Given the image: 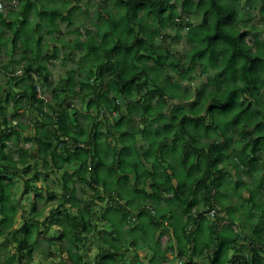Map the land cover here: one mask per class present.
<instances>
[{"label":"clouds","instance_id":"obj_1","mask_svg":"<svg viewBox=\"0 0 264 264\" xmlns=\"http://www.w3.org/2000/svg\"><path fill=\"white\" fill-rule=\"evenodd\" d=\"M182 2L183 0H179L174 17L169 18L167 14L164 15L163 23H158L156 18L148 17L143 12L140 15V23L144 25V31L139 35L147 41L146 48L151 46L154 49L159 45L161 50L167 49V59L159 64L154 60L143 59L138 67L145 69L147 79L153 82V86H159L161 89L174 93L173 95L154 96L149 112H142L145 104L148 103L147 86L143 88L133 86L124 92L122 99L116 101V90L120 88L121 80L115 73L104 76V87L99 89L103 98L99 101L98 112L93 109L85 112L84 96L93 95L98 84L93 83L89 90L80 85L81 76L91 75L87 69L97 68L104 59L105 46L119 39L120 32L127 27V25L122 26L119 32L115 35L110 34L107 38L100 30L101 26L107 29L106 22L109 20L120 21L121 17L124 20L128 19L125 16L127 9L122 8L117 0H108L106 4L101 0H81L80 11L76 13L78 19L71 27H65L67 22L60 20L43 24L40 33L45 34L47 29H52L58 39H60V34L55 30L63 29L64 35L60 42H67L68 46L60 50L59 58L48 62L46 71L51 73L48 88H45L39 77L34 81H25V83H33L37 89L44 91L46 97L44 104L28 107L25 101H21L19 109L23 115L15 119L11 116L13 111L11 106L4 105V108L0 109V156L6 154L8 157L7 161L0 160V168L9 161L19 164L13 176V186L7 188L11 198L0 201V264H3L8 257H11L10 264H35L36 261L40 264H84L85 261L89 264H97L99 254L110 251L113 246L120 250V256L115 264H157L162 257L173 259L166 247H157L155 242L158 229L152 217L155 216L156 209L163 206V202L137 195L134 188L142 187L151 192L153 189L148 188V185L152 183V179L164 175H172L171 183L175 184L179 178L178 174L182 172L178 153L167 158V167L161 166L165 164V158L159 154H156L154 159H149L142 154L132 156V161L135 162L141 179L137 180L135 176H130L126 183L123 182V177H121L122 182L117 183L115 178L120 175V172L114 171L107 165L100 169L99 173L89 171L87 176L82 177L83 169L79 160L74 165L61 166L60 162L64 156L76 152L81 130L87 134L96 131L93 124L87 120L88 116L100 126V135L104 137V141L99 145L100 151L111 153L121 147L122 128L115 124L118 115L123 114L127 117L123 127L127 128L129 133L134 129H140L141 126L146 129H159L161 127L160 113H163L165 117H170L176 105L187 107L189 100H199L201 89L207 84L209 78L219 79L222 84L224 75L220 72L221 68L231 74L229 78L233 81L232 87L240 89L235 95L242 104L248 105L251 102L253 110H261L259 115L246 117L241 128L251 127L256 120H264V61H253V65L257 66V71L249 74L244 67L247 57H242L240 54L247 52L248 55L254 53L264 55V0H215L216 7H213L212 0H206L202 8L192 7L184 14H181L180 10ZM39 6L48 5L42 0ZM23 7V0H0V20H7L13 12L19 16L23 12ZM205 9H212L208 18L203 17ZM224 9L232 13L228 17V26L224 29L229 35L218 42L214 41L204 57L193 61L187 54L193 48L205 47L204 37L208 33L217 31L216 19L219 15H223L222 10ZM77 25H79L78 30ZM132 26L135 27V23ZM33 27V25H26L23 30V37L28 38L29 48L35 44L32 38ZM86 29H91V31L85 34ZM4 30L3 24H0V31ZM241 32H244L242 37L239 35ZM193 35L201 38L185 46L187 38ZM45 38L47 39V36ZM76 39L81 41L79 47L75 43ZM87 45H96L97 48L95 51H88ZM212 49H216L219 55L209 60L208 53ZM234 51V60L228 61L225 57H232ZM28 58L34 65L37 63L34 52L29 51ZM10 59L12 58L5 57L3 61H0V76L5 75L8 69L14 66L8 63ZM15 59L20 60L19 53ZM110 62H118L117 70L122 76L126 71L137 67L136 62L131 61L123 52L115 54V60ZM190 64L189 70L188 65ZM15 67L21 68L22 64H17ZM66 76L72 77V81L67 84L64 79ZM95 79L93 77L94 81ZM250 79L258 85L256 91L248 88ZM51 87L57 89L65 87L66 91L75 92V96L62 95L53 98L50 96ZM224 91L223 87H220L215 94L221 95ZM68 101L72 102V109L77 111L79 124L71 123L69 117L65 116V120L69 121L66 130L58 124L57 113L63 111L58 106ZM0 104H3L2 96H0ZM117 104L119 105L118 111L113 112L112 109ZM236 111H239V108ZM232 115H235V112L225 114L223 109L217 107H213L211 112H204L208 123L215 121L222 129ZM6 119L8 123H5ZM9 128H15L17 133L11 139H5L3 133ZM226 131L232 133L233 126L230 125ZM25 137L28 139L25 140ZM41 138L53 140L54 154H51V150H40ZM213 138L218 141L224 137L221 134L220 137L214 136ZM235 138L241 139L240 130H235ZM136 139L137 151L143 153L145 138L137 136ZM208 140L207 136L203 138L204 143ZM86 147L91 149L92 145L88 144ZM241 147L242 142L234 145L236 150ZM229 151L233 149L230 148ZM101 158L107 161L109 156L102 155ZM37 160H45L50 166H38ZM25 163H31L32 171H39L40 178H33L32 172H25L23 170ZM74 167L80 171H74ZM85 167L90 170L92 165L87 164ZM228 167L235 172L231 163ZM149 171L153 173V176L146 178ZM45 172H48L47 180L43 178ZM9 174L12 175L11 172ZM97 177H99V182ZM69 178L70 183L66 185ZM243 178L249 182L250 190L256 187L257 182L250 176ZM232 182L234 181H229V183ZM28 185L31 187L21 196V192ZM49 190L57 194V199L48 202L45 207V198ZM37 191L43 193V197H36L34 194ZM213 191L215 192L216 189ZM167 195L172 197L171 207L174 215L162 226L169 229L170 235L173 228L177 229L178 235L175 237L177 250L183 247L185 251L184 257L178 259L177 264H183L184 259H190L194 264H209V262L214 264L215 249L210 245L218 237L208 231L207 226L203 233H197L195 224L189 222V214L185 212L173 193L168 192ZM97 196L102 199L97 200ZM69 197L72 199L71 204L68 203ZM196 198L200 200L201 195L198 193ZM261 199H264V192L261 193ZM34 201L38 203V209L35 212L32 210ZM212 203L214 204L212 213H208L207 216L212 217L213 213L217 217L223 215L222 212L217 211L221 208V204L214 199ZM58 204L72 215H61L59 222H53L54 218L50 216V209ZM140 207H145L147 212L138 219L136 212ZM246 211V206L240 210V218L245 222H247V216L244 215ZM194 212L195 210L192 215ZM5 219L10 221L7 226L3 223ZM109 222L116 231L112 234L100 231L106 228ZM25 223L31 229L30 231L23 227ZM132 223L138 225V230L129 231ZM85 224H87V230H85ZM234 227L238 236L237 241L233 242L234 248L238 249L246 259L251 260L252 254L246 250L255 247L258 264H264V252L260 251L264 248V237L256 240L255 237L249 236L245 239L244 235H240V226ZM189 231L192 233L189 237L192 241L191 245L185 241V235ZM249 231L247 226L243 228L245 234ZM61 233H64L63 238H59ZM137 237L147 242V247L139 253L135 249L123 247L126 241ZM248 240L256 242L249 244ZM189 248L196 254L193 255ZM154 254L155 261L153 260ZM228 255L231 257L232 252Z\"/></svg>","mask_w":264,"mask_h":264},{"label":"trees","instance_id":"obj_2","mask_svg":"<svg viewBox=\"0 0 264 264\" xmlns=\"http://www.w3.org/2000/svg\"><path fill=\"white\" fill-rule=\"evenodd\" d=\"M29 1V0H28ZM30 2V1H29ZM213 7H216L215 0H212ZM184 5H189L190 0H185ZM206 3V0H198L196 3V7L200 8L201 6H204ZM24 9L23 12L17 17L14 13V17L12 22H8L9 20H0V24H3L4 28L11 29V38H1L0 37V45L5 46L4 49L6 50V47L8 43L12 45V47L17 48L16 42L19 40L20 36H23V30L24 25L26 23V12L29 10L30 6L34 7L41 4V0H34L33 3H26L23 2ZM122 5V8L127 9L125 12V16L128 17L127 20H124L123 17H121L120 22H123V25L119 26L118 29L110 28L107 30L108 32L103 35L104 37H109V35H115L116 32L120 31V28L124 25H127L125 27L123 32H120L119 39H117L115 42L110 43L105 46V52H104V59L101 63L98 64L97 68L93 70L91 67L88 68V72L91 73V76H94L96 80H100L103 77V74H110L115 73L117 77H120L121 85L120 88L116 90V95L123 96L125 91H128L133 86H139L144 87L149 85L151 82L153 85V82L150 79H147V73L144 68H139V62L143 59H149L154 60L156 63H162L163 59L160 57H153L151 53V48L147 47L145 45V42L142 38H139V33L144 31V26L140 23V19L137 18V12L139 10H145L148 14L152 15V17L157 19L158 23H163V17L167 11L173 10V5L171 4V0H124L120 3ZM35 11V9H34ZM212 11V9H205L204 10V18H208L209 12ZM223 15H219L216 19V32L208 33L204 39L206 40V44L204 48H194L192 53L190 54L191 59L194 61L198 58L204 57L205 52L208 51L209 47L213 44L214 41L218 42L219 40H222L224 37H227L229 34L224 31V29L228 26V17L232 15V13L226 9L222 10ZM41 12H39L40 14ZM52 14V12H50ZM53 14H55V11H53ZM63 19V18H62ZM16 20H19V26L15 28V25L17 23ZM66 20V19H63ZM139 22L137 24V33L133 30V23ZM206 22V20L204 21ZM107 24L110 23L106 22ZM14 29V31H13ZM241 37L244 35V32H241L239 34ZM196 40L200 39L201 37L196 36ZM18 39V40H17ZM24 45H27V42L25 40L22 41ZM76 45L79 47L81 44L80 40H75ZM39 41H35V45H38ZM225 44H227V41H225ZM28 46V45H27ZM94 45H87L88 51H95ZM55 52L57 49H54ZM142 51V53H140ZM236 51H240L239 49H236ZM249 52L251 50H248ZM25 52V51H24ZM32 52V51H31ZM35 53V60L37 63L34 65L32 60L26 59L24 60L23 65H25L23 68V72L21 74H17L16 77H12L10 80L16 81L18 79H21L22 77L25 79L31 78L33 74H36L39 78H41L43 84L49 85V73L46 71V62H50L57 56H54L53 53L49 54L48 52H45L44 55L40 56V51L38 48L33 51ZM123 52L125 53L131 61H135L137 67L132 68L130 71H126L124 75L122 76L121 73L117 70L118 68V62H110L115 60V54ZM57 53V52H56ZM242 57H247L246 61L244 62V67L246 71L251 74L252 72L257 71V66L253 65V61H264V55H261L259 53H254L251 55H248L247 52H241L240 53ZM219 55L216 49H212L211 52L208 53V59L212 60L216 58ZM228 61H232L235 58V51L233 52L232 57H225ZM40 59V60H39ZM10 64V63H9ZM188 68L190 70L191 64L188 65ZM10 71V68L7 72ZM220 72L224 75V81H223V89L225 90L221 95H216V92L204 90L205 92H201L200 99L194 100L188 107V110L184 111L182 109L179 110V108H175V111H177L176 115L173 117V124L172 128H175V131L172 132V138L169 139L166 138L167 141L170 143L173 140L178 139L179 140V146L180 148V162L182 165V172L179 175V178L177 179L176 186H173L170 183V180L173 178L172 175H164L161 181H153L151 183V189H153L151 194H144L141 191L140 192L143 196L150 197L151 199H155L158 201H161L163 198L162 193L167 194L169 191L166 189H169L170 192L173 193L176 200L180 202L183 209L186 213H190L191 209L196 207V210L200 207H210L213 208L214 204L212 203L213 199L218 203L217 201V192L221 187V183L223 180V170L222 168L218 167V164L221 162L222 157H224V151L225 146L223 144L224 141L227 143L230 142V136L229 133L226 131L228 128L229 122L230 124L239 125L240 122L244 121L246 117L255 116L258 114V112L251 109V104L243 105L242 102L238 99V96L235 95L240 89L233 88L232 87V80L229 78L230 73L226 72L224 68L220 69ZM214 83H218V79L212 80ZM7 83V81H6ZM95 83L94 81L92 84ZM211 83V82H208ZM92 84L86 85L85 81H80L81 86H86L90 90V86ZM16 85V84H15ZM248 88L252 89L253 91H256L258 88L257 84H254L252 79L248 81ZM26 89L29 90L27 92L26 90H23L21 95L15 94L11 95L10 92H7L4 94L0 93V96H2L3 104H0V109L4 108V105H9L16 107L12 113L11 116L13 119H15L17 116H19V109L17 108L19 99L23 97L28 105V107H31L33 105L39 106L44 104L43 100L39 98V95L37 93V88L34 86V84L29 83V85L26 87ZM154 92L148 91V101L149 99L157 94V95H163V91L160 90L157 86H154ZM218 90V88H217ZM66 92L65 89H61L58 92V97L64 95ZM90 98H87V95H85V103L87 105V109H93L97 110L99 107V101L103 98L102 93L99 91V88L94 91L93 95H88ZM87 101V102H86ZM207 102V103H206ZM59 108L63 109V111L58 112L57 115L59 116V120L57 121L60 127L65 128L67 130V121L65 120V116H68V108L63 107L62 104L58 106ZM213 107H217L219 109H223L225 114H231L235 112V115H232V118L228 120L224 124V128L222 129L220 127L219 123H216L213 121L212 123H208L205 119L204 112H211ZM203 108V111L201 109ZM239 108V111H236V109ZM144 112L147 110V105L145 104L143 110ZM113 112L118 111V107H113ZM179 110V111H178ZM71 116L69 117L70 121H73L74 119ZM76 114L73 116L75 117ZM125 117H121L119 119L118 124H122L125 122ZM69 122V121H68ZM5 123H8L7 119L5 120ZM165 126V125H164ZM253 127V130L257 134V137L251 141L246 147L243 146L242 149L239 151L237 157V162L233 161L232 165L237 167L238 162H241L243 164H246L248 168L250 169L254 163L257 161V152L258 150L264 151V121L256 120L254 124L251 125ZM167 128H170V126H165L164 129L167 133ZM17 130L15 128H9L3 133V136L5 139H11L14 135H16ZM221 134H223V142L220 143H204L203 138L205 136L209 137V140L215 137H220ZM28 137H25V140H27ZM88 144H91L92 147L89 149L86 147ZM53 140L47 139V138H41L39 148L41 151H47L51 150V154H54L55 149L52 147ZM100 142L97 139L96 133L91 135L85 133L84 137L80 140L79 143L76 145V152L74 154H69L63 157L61 163V166L64 165H72L74 162L79 160L81 162V167L83 169L81 175L82 177H85L89 174V171L93 173H99L100 169L106 165V160L102 159V153L99 148ZM6 146V145H5ZM173 150H175V146H172ZM247 148L248 151H247ZM116 150L112 151L113 153ZM176 152V150H175ZM174 151L171 152L172 154H177ZM251 155V156H249ZM162 157L166 158L167 153L161 154ZM85 157H88V159H85ZM0 160H8V157L6 154L0 156ZM166 160V159H165ZM42 161V166H50L49 162L45 160ZM108 164L109 167H112L115 170L119 169V165H114V154L112 156V161ZM166 163V161H165ZM12 165L11 167L9 165ZM91 164L92 167L89 170L88 167H85V165ZM17 163L9 161V163H6L3 165L2 168H0V201H3L5 199H10L11 195L7 191V188H10L13 186V178H10L8 175L9 173L15 171L17 167ZM39 166V164H37ZM114 165V166H113ZM26 166L27 171L30 170V166L28 163L24 164ZM196 169L198 171V175L191 176V170ZM74 171H80L79 169H74ZM245 173L248 172V170H243ZM148 177H152L153 173L149 171ZM34 177H37V174L34 175ZM180 177H183V179L187 180V184L185 182H181ZM126 179V177H125ZM5 181H7V185H5ZM97 181L99 182V177H97ZM70 183V178L68 181H66V185ZM169 185L168 188H166V185ZM187 187V197L192 196L193 199L187 200V198H182L180 196V193L182 194L183 188ZM201 188L203 192L202 196V203L201 204H195V189ZM163 188V190H160ZM213 189H216L215 193H211ZM39 196V195H37ZM168 197V196H163ZM52 198V197H51ZM169 200L164 199L167 202L172 201V197H169ZM101 199V198H100ZM250 202L254 205L253 196L250 197ZM68 203H72L71 197L68 199ZM166 203V202H165ZM167 205V204H166ZM168 207V206H165ZM255 207V206H254ZM144 208H139L138 214L136 216H143V210ZM167 210V209H166ZM213 210V209H212ZM210 210V211H212ZM66 211V210H64ZM168 211V210H167ZM173 211L170 212V215H162L158 217V219L154 216L152 217V220L155 221V226L160 230V235L158 239L156 240L157 247L160 246V242L165 239L167 235V231L164 230L162 226V222L164 219L171 220L173 217ZM64 216H71V214H64ZM198 220L196 217H193L189 214L188 220L191 223H195L198 221V227L196 229L197 233H201L204 227L207 226V230L210 231L213 235H216L218 238L210 245L212 246L215 251L213 252V261L214 264H258V257H257V250L255 247L251 249H247L246 252H251V260H248L245 258V256H242L238 249H235L233 246V242L237 241V233L234 232L230 227L232 225V220L229 219V225L228 227H219L215 222H212L210 224L207 223L205 218H202ZM138 218V217H137ZM197 220V221H196ZM204 222V223H202ZM5 226H7L10 221L8 219H5L3 221ZM109 230H100L102 232H107L109 234H112L116 231L112 227L111 222H109ZM25 229L30 231L31 229L25 223L23 226ZM256 226L254 229V235L251 237H255L256 240H259V232L260 228ZM162 229V230H161ZM85 230H87V224H85ZM138 230V225H132L130 232ZM219 230V231H218ZM157 231V232H158ZM173 236L174 238L178 235V231L176 228H173ZM64 233H61L59 238H63ZM192 233L187 232L185 235V241L187 244L191 245L192 241L189 237H191ZM245 236V234H243ZM37 236H39V233H37ZM249 237V236H248ZM247 236H245V239H248ZM115 238V237H114ZM51 239V238H50ZM138 240H143L139 237L136 239L130 240L128 247H133ZM255 240H248L249 244H254ZM125 245V243H124ZM123 245V246H124ZM189 251L195 255L196 253L189 248ZM261 252H264V248L260 249ZM234 252L231 257H229L228 253ZM178 255L184 257L185 251L183 247H181L178 250ZM99 261L97 264H115V261L120 256V250L119 248L113 246L110 251H106L103 254L99 255ZM155 256V254H154ZM162 259V258H161ZM187 261L186 264H194V262L190 259H185ZM11 257H8L4 260L3 264H10ZM84 264H89L88 261H85ZM209 264H212V262H209Z\"/></svg>","mask_w":264,"mask_h":264},{"label":"rangeland","instance_id":"obj_3","mask_svg":"<svg viewBox=\"0 0 264 264\" xmlns=\"http://www.w3.org/2000/svg\"><path fill=\"white\" fill-rule=\"evenodd\" d=\"M23 1H25V0H23ZM29 1L32 3L34 2V0H29ZM123 1L124 0H117V3L122 7V5L120 3ZM184 1L185 0H183V2ZM197 1L198 0H190L189 5H184L183 2L180 3L181 14H184L185 12H187L192 7L197 8L196 7ZM41 2H42V0H41ZM43 2L48 6L40 7L39 6L40 4H39V5L35 6V8L30 7L29 10H27V12H26V23L24 25V27L26 25H33L34 26L32 38L34 39V41L38 40L39 44L38 45L34 44L33 47L29 48L27 46L28 45V38L20 36V38H18L19 40L17 39L18 41L16 42V44L18 46L17 48L12 47V45L10 43H8L6 50H5L4 49L5 46L0 45V61H3L5 57H11L12 59H10L8 61V63L14 65L12 68H10L9 72H7L5 75L0 76V93L4 94V92L5 93L10 92L9 94H11L13 96V95L18 94V93H19V95H21L22 94L21 92L23 90H26L27 92H29V90L26 89V87L31 82L25 83V81H34L38 77L36 74H33V76H31V78H29V79H25L22 77L21 79H18L16 81V83L14 82V80H10V79H12V77L14 78L17 76V74H19V73L21 74V72H23V69H24L23 67L25 66V65H23V63H24V60L29 59L28 58L29 51L33 52V51H35L36 48H38L40 51V54H39L40 56L44 55L45 52H48L49 54L53 53L54 56H57L56 58H52V59H57V58H59L60 50H62L63 48L68 46L67 42H65V43L60 42V40L63 39V35H64L63 29L58 28L55 30L57 33L60 34V39L57 38V35L53 34L52 29H47L45 34H41L40 29L43 27L44 23H55L57 20L66 21L67 23H66L65 27H71L73 24H76V21L78 19V17L76 16V13H78L80 11L81 0H43ZM101 2L106 4L108 2V0H101ZM178 3H179V0H171V4L173 5V10L170 12L167 11L165 13V14H167V16L169 18H172L175 16ZM202 7L203 6H201L200 8H202ZM34 9H35V11H34ZM53 11H55V14H53ZM39 12H41V13L39 14ZM50 12H52V14H50ZM142 12L146 16L152 17V15L148 14L145 10H139L137 12V18L140 19V15ZM14 17L15 16H14V12H13L10 14V16L8 18V20H9L8 22L9 23L12 22ZM17 17L20 18V16H17ZM203 17H204V12H203ZM62 18L66 19V20H63ZM16 21H17V23L15 25V28H17L19 26L18 25L19 20H16ZM109 21H110V23L107 24L106 30L103 26H101L100 30L103 33V35L105 34V31L107 33L108 32L107 30H109L110 28L118 29L119 26L123 25V22H120V21H111V20H109ZM109 21H107V22H109ZM138 23L139 22H136L135 23L136 26L132 27L136 33L138 30V28H137ZM4 29H5L4 31H0V37L1 38H6V37L11 38L12 37L11 36L12 30L7 29V28H4ZM78 29H79V25H77V30ZM13 31H14V29H13ZM90 31H91V29H86L85 34L90 32ZM46 36H47V39L45 38ZM22 37H23V40H25L27 42V45H24L22 43V41H23ZM139 38H142L144 40L145 45L147 44V41L145 40V38L143 36L140 35ZM194 40H196L195 35L189 36L187 38V40L185 41V46L193 43ZM93 47L96 50L97 46L94 45ZM149 47L151 48L150 51H151L153 57H155V58L160 57L163 59V61L167 59V49L161 50V46H159V45L155 46L154 49L151 46H149ZM55 48L57 49V51H56L57 53L54 50ZM193 50H194V48L191 49L190 53H188L187 55L190 56V54L192 53ZM18 53L20 54V60L15 59V57L17 56ZM140 53H142V51H140ZM17 64H22V67L21 68L15 67V65H17ZM45 66L47 68L48 62H46ZM48 73H49V78H50L51 73L50 72H48ZM105 75L106 74H103V77L99 81L98 80L94 81L93 80L94 76L90 77V76L82 75L80 81H85L86 85L92 84V82L94 81L95 83L98 84V88L102 89L104 87V84H105V81H104ZM64 79H65L66 84L68 82L72 81V77H70V76H66ZM40 80H41V78H40ZM212 80H213V78L208 79L207 84L203 85L201 92H205L204 90L216 92L217 88L223 87V84H221V81L219 79H218V83H215V82L213 83ZM6 81H7V83H6ZM41 82H42V80H41ZM208 82H211V83H208ZM49 83H50V81H49ZM31 84H33V83H31ZM44 86H45V88L49 87V85H47V84H44ZM83 87L87 88L86 86H83ZM157 87L163 91V95H161V96L174 94L170 90L161 89L159 86H157ZM141 88H143V87H141ZM147 88H148L149 92L150 91L154 92V90H155L154 86L152 85L151 82L149 83V85H147ZM61 89L66 90L65 87H61L60 89H57L55 87H51L50 88V96L53 98L58 97V92ZM37 93L39 95V98H41L43 100V103H44V101L46 99V97L44 95V91L41 89H38ZM64 95L75 96V92L66 91ZM154 96H160V95L155 94L149 99L148 103L146 104L147 105L146 112L151 111V108H152L151 101H152ZM85 98L86 97L84 96V108H85V112H87L88 109H87V105L85 103ZM87 98H90V96L87 95ZM122 98H123V96H118V95L115 96L116 101H119ZM19 100L20 101L18 102V105H17L18 109H19V106L21 104V101H25V99L23 97H21ZM194 100H196V99L189 100L187 107H184L181 105H176L175 108H179V110L182 109V110L186 111V110H188L189 105ZM249 103L251 104V102H249ZM62 106L65 108L66 107L68 108V116H71V114H73V115L76 114L75 117L72 115V118L74 120L71 121V123L78 125L79 124V116L77 114V111L72 109V102L68 101L67 103L62 104ZM116 106L119 108L118 104ZM12 108L14 110L16 107L12 106ZM251 109H252V104H251ZM98 110H99V107L96 111L98 112ZM144 111H145V109L144 110L142 109V112H144ZM254 111L258 112L257 115H259L261 110L260 109H254ZM176 113H177V111L174 110V112L172 113V115L170 117H165L163 113H160L161 127L159 129H155V130L146 129L143 126H141L140 129H138V130L134 129L131 133H129L127 128L123 127L124 124L126 123L127 117L123 114L117 116L115 124L118 127L122 128V131L120 133V135H121V147L119 149H115L116 153H113L114 154V165L115 164L119 165V169L115 170V171L120 172V175L116 176V178H115L117 183L122 182L121 177H123L124 183L127 182V179L130 176H135V178L137 180L141 179L140 176L138 175V170H137V167L135 166V162L132 161V156H134V155L142 154V155L148 157L149 159H154L156 157V154H159V156H161V154L167 153V156L165 158L166 163L164 165H161L162 167H167V158L169 156L175 155V154H172L171 152H173V151L175 152V150H176L175 153H178V154L180 153V151H179L180 148L177 147V146H179L178 145L179 144L178 139L173 140L171 143L166 140V138H168V139L170 137L172 138V132L175 131L176 127L174 126V128H172L173 127L172 124H173V117L176 115ZM22 115H23V113H21L20 109H19V116H22ZM121 117H125V119H124L125 122H123L122 124H118L119 123L118 121ZM87 120L89 122H91L93 124V127L96 129V131H93L91 133V135L96 133L97 139L101 144L104 141V137L102 135H100V126L96 122L92 121L90 116L87 117ZM261 121H264V120H261ZM231 122H229L228 127L230 125L233 126L234 131L232 133H229V136H230V142L229 143H227L226 141L223 142L222 139H219L218 141H217V139H214V138L208 140L209 143L223 142V144L226 148L224 151V157H222L221 162L218 164V167L222 168V170H223V180L221 183V187L217 192V201H218V203L221 204V208L217 209V211L222 212L223 215L217 217L215 215V213H213L212 217L207 216L208 213H211L210 210L213 209V208H210L209 206L208 207H206V206L200 207V209L197 210L198 212H194V215L196 216V218L198 220H200L201 216H203L202 218H205V220L207 221L208 224L215 222V224H217L219 227H222V228L228 227L229 222H230L229 219H230V220H232V225H230L231 226L230 228L234 232H236L234 226H240V228H241L240 235L245 234L243 232V228L245 226H247L250 229V231L247 234H245V236H247V237L254 235V233H253L255 230L254 228L256 226H258V224H259V226H260L259 227L260 228L259 236L264 237V199H261V193L264 192V155H262V153H264V151L261 149L258 150V152L256 154L258 159H257L256 163H254L250 169L248 168V166H246L247 163L243 164L241 162H238L237 167L232 165V168L235 169V172H233L231 169H229L228 165L230 163L232 164L233 161L237 162V160H238L237 155H238L239 151L242 149V147L243 146L246 147L249 143H251V141L253 139H255L257 137V133L253 130L252 126L248 127V128H241V125L243 124L244 121L240 122L239 125L230 124ZM67 123H69V122L67 121ZM164 125L170 126V128H167V133H166V130L164 129V127H165ZM235 130H240V136H241L240 140H237L235 138ZM84 135H85V132L83 130H81L80 140L84 137ZM137 136L145 138L144 142H143V149H144L143 153H138V151H137V147H136V145H137L136 137ZM241 142H242V147L239 150H236L234 148V145L240 144ZM172 146H175L176 149L173 150ZM230 148L233 149V151L230 152L229 151ZM248 149L249 148H247V151H248ZM113 154H112V152L111 153H102V155H108L109 156V159L106 161L107 166L109 163L111 165ZM249 156H251V155H249ZM28 164L30 166V170L27 171L26 166H24L23 170L25 172H32L33 178H35L34 177L35 174H37L36 178H40V172L39 171L33 172L32 171L33 165L31 163H28ZM36 164H39V166H42V161L37 160ZM74 164H75V162L72 165H74ZM106 165H104V167ZM18 166H19V164L17 165V167ZM74 169H75V167L73 168V170ZM244 169L248 170V172L245 173L243 171ZM148 173H147V175H148ZM14 174H15V171L12 172V175L9 174L8 176L10 178H13ZM196 175H198V171L196 169L191 170V176L194 177ZM244 176H250L254 181L257 182L256 187L254 189L250 190L249 182L243 178ZM47 177H48V172H45L43 175V178L45 180H47ZM125 177H126V179H125ZM146 178H151V177L147 176ZM162 178H163V176H156L154 179H152V182L158 181V180L161 181ZM180 179H181V182H185L187 184L186 179H183V177H180ZM172 180H173V178L170 180V183ZM230 180H232L234 182L229 183ZM176 184H177V182L175 184H172V185L176 186ZM168 186L169 185L167 184L166 188H168ZM30 187H31V185H28V187H25L23 189V191L21 192V196H23L24 193H26ZM148 188H151L150 185H148ZM135 190H138V191L140 190L144 194L150 193L149 191H147V189H144L142 187L134 188V191ZM160 190H163V188H161ZM166 190L170 192L169 189H166ZM181 192H182V194L180 193V196L182 198H187V200L193 199L192 196L188 195V197H187V187L183 188V190ZM198 193L201 195L200 200H198L196 198ZM211 193H215V192L212 190ZM136 194L140 195L144 198H148L146 196H143L140 192H137ZM34 195L36 197H43V193H41L39 191H37ZM37 195H39V196H37ZM164 195L168 196L167 194L162 193L161 198L166 199V200L170 199L169 196L164 198L163 197ZM251 195L253 196L254 205L252 202H250ZM194 196H195L194 197L195 198V204H201L203 192H202V189L200 187L195 189ZM234 197H235V199H234ZM100 198L102 199V197H100V196L96 197L97 200H100ZM45 199H46L45 207H47L48 202H51V201L57 199V194L55 192L49 190V194ZM165 202L167 205L165 204ZM165 202H163V204H164L163 206L158 207L156 209V214H155L156 218L162 216L161 214L168 215L169 212L173 211V209L171 207V202L170 201L169 202L165 201ZM165 206H168V207H165ZM245 206L247 207V211L244 213V215L247 216V222L242 221L240 218V210L245 208ZM142 208H144V207H142ZM37 209H38V203L34 201V203L32 205V210H33V212H35V211H37ZM166 209L168 211H166ZM64 210H66V209H62L59 204L56 205V207L50 209V216H52L54 218L53 222H59V217L61 215L66 214V213L72 215L71 212L64 211ZM143 212H144L143 213V216H144L147 212V209H144ZM191 212H193V210ZM136 215H137V212H136ZM143 216H141V217H143ZM46 219H48V217H46ZM168 221L169 220L164 219L163 221H161L162 225H164ZM202 223H204V222H202ZM134 224L135 223H132V225H134ZM135 225H137V224H135ZM163 228L164 229L163 230L161 229V230L167 231V235H166L167 237L165 239H163L162 242H160L161 246H158V247H166L167 249L171 248L172 254H173L172 255L173 259H168L166 257L162 263H161V259H160V261H157V264H164V261L166 259H168V261L166 260V264H177V260L182 259L183 257L178 255V250H177V247L175 244V238L169 234V229L165 228V227H163ZM203 229H205V227ZM100 230H109V225L106 228H103ZM202 233H203V231H202ZM171 234H172V232H171ZM157 235L159 237L160 230L158 231ZM156 239L157 238L155 237V242H156ZM139 241H141V240H138L137 243ZM129 242H130V240L125 242V245L123 246L125 249H129L128 248ZM145 243L147 244L146 241H145ZM131 249H135V248H131ZM140 251H137V253H139ZM233 253L234 252H232V254ZM99 255H101V254H99ZM153 260L155 261L156 257H153ZM186 263H187V261L184 259L183 264H186ZM35 264H40V262L36 261Z\"/></svg>","mask_w":264,"mask_h":264},{"label":"crops","instance_id":"obj_4","mask_svg":"<svg viewBox=\"0 0 264 264\" xmlns=\"http://www.w3.org/2000/svg\"><path fill=\"white\" fill-rule=\"evenodd\" d=\"M23 2H24V1H23ZM26 3H32V2H29L28 0H25V4H26ZM30 7H31V6H30ZM23 9H24V8H23ZM150 187H151V184H150ZM135 191H138V190H135ZM139 191H140V190H139ZM151 193H152V191H151L150 193H146V194H151ZM148 198H150V197H148ZM161 201H162V202H165L164 199H162ZM165 204H166V203H165ZM163 205H164V204H163ZM199 209H200V208H198L197 210H199ZM192 210H193V211L195 210V212H198V211L196 210V207L192 208L191 211H192ZM166 211H167V210H166ZM191 211H190L189 214H190L191 216H193V217H196L195 215H192V214H191V213H193V212H191ZM137 212H138V211H137ZM137 214H138V213H137ZM161 215H163V214H161ZM168 215H170V212H169ZM137 217H138V219H139V218H142L141 216H137ZM196 221H197V220H196ZM135 224H136V223H135ZM135 224H134V225H135ZM194 224H195V230H196L197 227H198V224H199V223H198V222H195ZM172 230H173V229H172ZM203 231H204V229H203ZM157 233H158V232H157ZM201 233H202V232H201ZM171 235H172V237H174V236H173V231H172V234H171ZM166 237H167V236H166ZM166 237H165V238H166ZM156 238L158 239V235H157V234H156ZM157 239H156V240H157ZM162 241H163V240H162ZM162 241H161V242H162ZM160 246H161V245H160ZM145 247H147V244L145 243V240H141V241H139L138 243H136L133 247H130V249H131V248H135L137 251H140L141 249H144ZM128 248H129V247H128ZM140 248H141V249H140ZM168 251L171 253V256H172L173 254H172V250H171V248H169ZM153 257H156V256L153 255ZM165 258H166V257H162V259H161V263L163 262V260H164ZM166 260L168 261V259H166Z\"/></svg>","mask_w":264,"mask_h":264},{"label":"built area","instance_id":"obj_5","mask_svg":"<svg viewBox=\"0 0 264 264\" xmlns=\"http://www.w3.org/2000/svg\"><path fill=\"white\" fill-rule=\"evenodd\" d=\"M211 213H212V211H211Z\"/></svg>","mask_w":264,"mask_h":264}]
</instances>
